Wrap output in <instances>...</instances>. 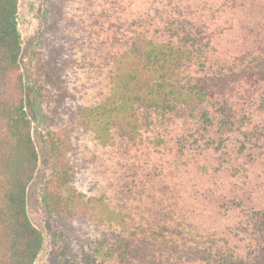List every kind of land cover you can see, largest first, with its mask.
<instances>
[{
  "label": "trees",
  "instance_id": "16d2710c",
  "mask_svg": "<svg viewBox=\"0 0 264 264\" xmlns=\"http://www.w3.org/2000/svg\"><path fill=\"white\" fill-rule=\"evenodd\" d=\"M30 55L57 264H264V0H43ZM19 0H0V264H35L40 155Z\"/></svg>",
  "mask_w": 264,
  "mask_h": 264
},
{
  "label": "rangeland",
  "instance_id": "374dc122",
  "mask_svg": "<svg viewBox=\"0 0 264 264\" xmlns=\"http://www.w3.org/2000/svg\"><path fill=\"white\" fill-rule=\"evenodd\" d=\"M43 0H19V30L22 36L20 59L26 88V107L32 119L34 141L40 155L39 169L28 189V213L33 224L43 233L44 247L35 264H57L50 231V219L41 203V190L49 175V163L43 152V112L33 97L30 79V55L42 29Z\"/></svg>",
  "mask_w": 264,
  "mask_h": 264
}]
</instances>
